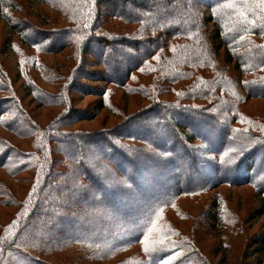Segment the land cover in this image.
Masks as SVG:
<instances>
[{
    "label": "trees",
    "instance_id": "1",
    "mask_svg": "<svg viewBox=\"0 0 264 264\" xmlns=\"http://www.w3.org/2000/svg\"><path fill=\"white\" fill-rule=\"evenodd\" d=\"M34 1L53 16L21 21L20 3L0 0L1 51L20 79L13 89L0 61V127L25 142L0 135V169L23 188L0 179V206L14 208L0 222V264H211L195 227L178 224L184 197L219 251L240 243L239 264H264V228L235 238L245 220L218 190L249 187L243 219L264 214V104L245 107L264 102V0ZM63 51L61 74L45 58ZM75 89L95 107H76ZM118 91L145 106L111 127L69 129L101 109L121 115ZM27 95L58 113L36 121Z\"/></svg>",
    "mask_w": 264,
    "mask_h": 264
},
{
    "label": "rangeland",
    "instance_id": "2",
    "mask_svg": "<svg viewBox=\"0 0 264 264\" xmlns=\"http://www.w3.org/2000/svg\"><path fill=\"white\" fill-rule=\"evenodd\" d=\"M20 3L21 7L15 11V18L18 20L23 21H32L34 24L39 23V18L36 17L38 11L48 12L49 16H53L50 8L46 5L40 4L35 2L34 0H16ZM34 13V14H33ZM42 27V26H41ZM42 28H49V27H42ZM30 34H34L35 31H29ZM8 36V26L0 19V61L2 62V66L7 70L8 76L10 80L14 81L10 86L13 89H16L20 84L19 81L14 80L15 71L13 67L15 65V58L11 54V52H6L2 54L1 47L4 46V42ZM16 39V37H13ZM54 43H58L59 40H56L55 37L53 39ZM69 51H64L62 53L47 55L46 61L47 63L51 64L56 68V70L63 74L64 66L70 62V59L66 58V54ZM70 53V52H69ZM88 57V56H87ZM88 59H91L88 57ZM5 84V83H4ZM42 84V83H41ZM46 86V85H44ZM50 90H53L51 87H47ZM0 98L5 97L4 93H0ZM121 91L116 92L113 96L114 105L122 110V114L119 116L112 115L111 113L107 112L106 109H101L98 112V115L87 120L78 121L70 126L69 129L78 128L82 130H92L102 127L101 123L104 121L107 127L113 126L122 115H128L129 113H133L136 110L143 108L145 105L144 99H141L137 95H130L128 101L126 103L122 102L121 99ZM7 97V96H6ZM75 103V106L78 108L84 109H92L95 106V101L97 100V96L95 95H85L81 96L77 90L75 89L73 95L71 97ZM30 96H24L22 102L24 104V108L30 113V115L40 123H47L49 119H51L54 115L58 113V108L54 106H41L36 105L34 101H29ZM264 104L262 101L258 100H251L245 104V107L248 108L250 111L258 110ZM11 116L10 114L7 115L9 119ZM0 135L6 137L10 141L18 144L20 146H24L25 142L24 139L21 141L16 135L12 134L11 132L3 129L0 127ZM23 143V144H21ZM24 176L23 174H19L18 177ZM0 179H2L8 186L11 188L14 187V192L18 196H21L23 193V188H16L17 185L13 177L7 176L2 169H0ZM22 181V180H21ZM24 182V181H23ZM20 182V183H23ZM19 183V182H18ZM219 193L221 194L222 198L227 202V206L232 211H236L240 219L245 220L243 223L244 232L241 235H236L235 238L240 239L241 241L244 240L245 236L253 235L255 232L263 229L264 223V214L254 218L253 216L245 218L248 213L250 212L251 208L254 205V200L256 199L252 190L246 186H236V187H229V186H221L218 188ZM198 204L196 201H193L189 197L182 198L181 206L183 209L186 210L188 213V219L185 221H180L178 224L184 230H190L193 227L195 232L197 231V244L201 248L202 252L208 257L211 264H239L241 258L239 257V252L242 248V245L233 244L230 245V249H226L225 251H219V244L220 240L218 236H215L211 230H207L201 226L203 223V219L201 215H199ZM14 208L8 206H0V222L5 223L8 221L10 214L12 213ZM199 227V228H198Z\"/></svg>",
    "mask_w": 264,
    "mask_h": 264
}]
</instances>
